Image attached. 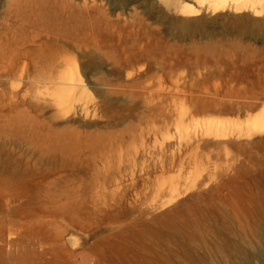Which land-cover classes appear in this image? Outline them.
I'll use <instances>...</instances> for the list:
<instances>
[{
	"label": "rangeland",
	"instance_id": "374dc122",
	"mask_svg": "<svg viewBox=\"0 0 264 264\" xmlns=\"http://www.w3.org/2000/svg\"><path fill=\"white\" fill-rule=\"evenodd\" d=\"M207 2L0 0V264L260 247L264 133L233 126L264 108V9Z\"/></svg>",
	"mask_w": 264,
	"mask_h": 264
},
{
	"label": "bare ground",
	"instance_id": "6f19581e",
	"mask_svg": "<svg viewBox=\"0 0 264 264\" xmlns=\"http://www.w3.org/2000/svg\"><path fill=\"white\" fill-rule=\"evenodd\" d=\"M196 1L197 0H195V2ZM200 1L203 3L205 0H200ZM208 1L209 3L207 2V4H209L208 5L209 9L211 8L213 10H219V11L220 10L222 11L227 7L237 12L242 11L243 9L250 8L255 13H259L263 11L264 9V0H208ZM184 9L188 13H194L196 12L197 8L196 6L194 7L193 5L186 4L184 6ZM89 20L92 21V17ZM89 20L88 22L91 25ZM21 41L22 40H20L18 43H20L19 47H23L22 53H24L25 47H27L28 43L27 41L26 42H23V41L21 42ZM32 42L36 43V39H33ZM20 52H21V49H20ZM64 54H66V52L65 53L62 52L57 57L60 58L64 56ZM66 80L67 81L63 82L62 84L67 86L69 91H75L81 86L78 82L79 81L78 77L73 72L72 74L67 76ZM205 103L206 102H203L204 106L198 105V112H202V111L209 109L208 107L210 106V104H206L205 106ZM212 125L213 126L211 127V130H214L215 132H217L218 136H228L229 135L228 133H230L231 128H232V126H230V124H227V123H216ZM233 127L240 129L242 133H244L245 135L249 137H251L253 134L264 133V108L260 112H258L255 116H251L247 118L244 122H241L238 125H235ZM1 243H3V241ZM229 243L230 242H228L222 247H218L216 250L217 254L220 255V257L224 261H227L230 264H251V260L253 258H258L261 260V263L264 264V233L262 237V244L255 251H250L249 249H246L245 247L242 246V244H239V243H235V244H232V243L229 244ZM196 264H212V263L207 262V261L204 262V260L198 258V263Z\"/></svg>",
	"mask_w": 264,
	"mask_h": 264
}]
</instances>
